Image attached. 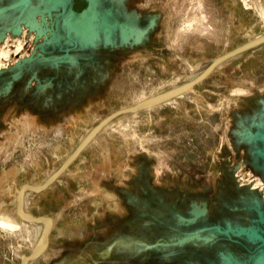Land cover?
I'll return each instance as SVG.
<instances>
[{"label":"rangeland","instance_id":"obj_1","mask_svg":"<svg viewBox=\"0 0 264 264\" xmlns=\"http://www.w3.org/2000/svg\"><path fill=\"white\" fill-rule=\"evenodd\" d=\"M261 36L264 0H0V264L43 236L18 216L23 185L49 180L114 113ZM23 202L51 220L28 264H257L264 43L107 120Z\"/></svg>","mask_w":264,"mask_h":264},{"label":"water","instance_id":"obj_2","mask_svg":"<svg viewBox=\"0 0 264 264\" xmlns=\"http://www.w3.org/2000/svg\"><path fill=\"white\" fill-rule=\"evenodd\" d=\"M264 43V36H261L259 38H256L250 42H247L246 44H243L240 47L235 48L234 50L218 57L217 59H215L211 65L207 68V70L199 77H197L195 80L189 82L188 84L183 85L180 88L174 89L172 91H169L167 93H164L162 95L156 96L155 98L149 99V100H145L141 103H138L134 106L125 108V109H121L118 112L114 113L113 115H111L107 120L119 115V114H124V113H131V112H136L140 109L149 107V106H153L159 103H162L168 99H171L173 97H176L178 95H180L181 93L187 91L188 89H190L192 86H194L195 84H197L198 82H200L203 78H205L215 67H217L221 62H223L225 59L230 58L234 55H237L239 53H242L244 51H247L259 44ZM106 120V121H107ZM102 122V124H100V127L106 122ZM96 128L93 132H91V134L82 142V144H80V146L71 154V156L66 160V162L62 165V167L60 168V170H58V172L53 175L49 180H47L45 183H43L41 186H29V185H23L20 189V192L18 194V198H17V213L18 216L21 220L26 221V222H39V221H43L45 226H46V233H45V237H46V241L49 235V231H50V227H51V220L47 217H31L30 219H26L22 212V203H23V196L25 194L26 191H31V192H41L43 189H45L48 185H50L56 178L57 176L69 165V163L78 155V153L81 151V149L87 144V142L93 137V135L99 130V128ZM44 249V248H43ZM32 255V254H31ZM31 255L29 257H23L22 258V264H24L26 261H28L31 258Z\"/></svg>","mask_w":264,"mask_h":264},{"label":"bare ground","instance_id":"obj_3","mask_svg":"<svg viewBox=\"0 0 264 264\" xmlns=\"http://www.w3.org/2000/svg\"><path fill=\"white\" fill-rule=\"evenodd\" d=\"M130 18V17H129ZM81 24V23H80ZM82 26V25H81ZM93 34V33H92ZM94 35H96V34H94ZM93 35V36H94ZM87 40H89V39H87ZM153 98H155V97H153ZM152 99V98H151ZM149 100V99H148ZM26 192H31V191H26ZM194 211H195V213H200V210L196 207L195 209H194ZM21 212H22V214H23V216L26 218V219H30L31 218V216H28L26 213H25V211H24V202L22 203V209H21ZM26 222V221H25ZM29 223V222H28ZM41 224V225H43V236H42V239H41V242L39 243V246L31 253L32 255H31V258L28 260V261H26L24 264H28L30 261H32V260H34L35 258H37V256L41 253V251L43 250V248H44V246H45V244H46V237H45V233H46V226H45V224H44V222L43 221H39V222H35V223H33V222H30L29 224ZM240 231V230H239ZM243 232H245V230H242ZM251 231V230H250ZM252 233V232H251ZM253 238H254V240H256L255 238H257V235H254L253 236ZM258 257V258H257ZM256 258V260H257V264H264V251L260 254V256H257ZM240 258V257H239ZM238 260V259H237ZM227 264H240V263H238L237 261L236 262H233V261H231V260H228V263ZM243 264V263H242Z\"/></svg>","mask_w":264,"mask_h":264}]
</instances>
